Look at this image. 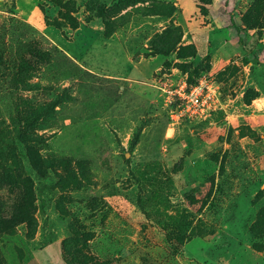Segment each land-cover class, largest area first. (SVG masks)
<instances>
[{"label": "rangeland", "instance_id": "obj_1", "mask_svg": "<svg viewBox=\"0 0 264 264\" xmlns=\"http://www.w3.org/2000/svg\"><path fill=\"white\" fill-rule=\"evenodd\" d=\"M10 11L43 47L93 75L75 89L76 102L55 109L51 125L29 133L55 136L53 153L39 156L63 160H49L58 176L78 173L74 157L87 160L97 192L88 200L70 182L57 188L67 218L52 212L56 239L43 247L37 199L25 189L31 179L15 152L0 146L2 171L34 219L30 229L1 230L0 264H264V0H0V25ZM166 37L175 45L156 54ZM202 77L215 83L216 106L173 125L155 85ZM6 113L0 104L5 124ZM147 170L164 184L156 205L145 203ZM180 214L192 229L181 245L167 221Z\"/></svg>", "mask_w": 264, "mask_h": 264}, {"label": "trees", "instance_id": "obj_2", "mask_svg": "<svg viewBox=\"0 0 264 264\" xmlns=\"http://www.w3.org/2000/svg\"><path fill=\"white\" fill-rule=\"evenodd\" d=\"M8 14L0 25V104L5 103L7 124L11 125L6 127L7 124L0 121V146L15 152L17 162L24 168L23 174L31 179L25 189L35 193L41 220L40 237L42 246L46 247L56 239L52 212L57 213L61 219L67 218V213L55 199L57 188H66L70 182V186L74 184V187L84 194V198L88 199L86 194L97 192V185L89 162L81 157L73 158L77 163L78 173H67L66 178L53 173L54 166H51L50 161L57 164L63 160L57 161L56 157L48 156L50 161H46L41 159L39 153H53L51 140L55 139V136L41 140L32 137L29 131L33 127L46 128V125H51L57 114L55 109L62 104L76 102L78 98L75 89L83 91L86 87L83 83L93 78V75L80 69L58 48L43 47L39 41L40 35L33 27L14 18L11 11ZM230 22L231 27L239 34L241 29L233 21ZM168 31L177 30L170 28ZM236 38L241 43L239 35ZM160 43L155 52L165 56L169 52V46L172 45L173 48L175 45V40L166 37L160 40ZM195 50L198 53L197 48ZM195 50L190 52L189 58L195 59ZM254 56L262 62L258 50ZM68 81L70 84L64 86L63 84ZM185 81L188 87L194 86L197 82L188 78ZM29 93L38 97L41 103L33 105L31 98L27 99ZM138 141L139 133H134L128 143L130 153ZM78 154L76 151L74 156ZM66 159L70 160L68 157ZM2 170L4 169L0 166V232L9 226L23 224L30 229L34 219L30 218L28 213L22 212L23 201L20 200V195H17L19 190L12 187L18 184L9 173H3ZM148 170L140 174V180L148 189L145 203L156 205L162 201L164 184L158 183V180L149 175ZM95 196L101 199L99 195ZM88 202H93V198ZM167 221L176 230V240L181 245L192 230L187 215L169 217Z\"/></svg>", "mask_w": 264, "mask_h": 264}, {"label": "built area", "instance_id": "obj_3", "mask_svg": "<svg viewBox=\"0 0 264 264\" xmlns=\"http://www.w3.org/2000/svg\"><path fill=\"white\" fill-rule=\"evenodd\" d=\"M155 88L162 93L174 114L173 125L183 119L205 118L217 104L215 83L210 77H202L192 87H188L184 79L178 82L165 79Z\"/></svg>", "mask_w": 264, "mask_h": 264}]
</instances>
